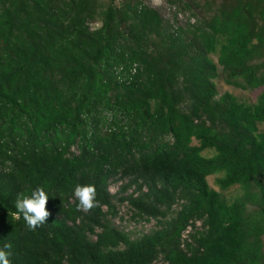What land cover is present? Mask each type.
I'll return each mask as SVG.
<instances>
[{
  "label": "trees",
  "instance_id": "obj_1",
  "mask_svg": "<svg viewBox=\"0 0 264 264\" xmlns=\"http://www.w3.org/2000/svg\"><path fill=\"white\" fill-rule=\"evenodd\" d=\"M165 4L0 0L10 264H264V0ZM218 77L255 102L219 94ZM212 175L240 193L224 199ZM77 183L94 184L92 209ZM38 186L49 216L29 230L14 201ZM122 205L155 227L118 229Z\"/></svg>",
  "mask_w": 264,
  "mask_h": 264
},
{
  "label": "clouds",
  "instance_id": "obj_2",
  "mask_svg": "<svg viewBox=\"0 0 264 264\" xmlns=\"http://www.w3.org/2000/svg\"><path fill=\"white\" fill-rule=\"evenodd\" d=\"M110 191V190H109ZM73 196L78 202L77 207L87 211L96 206L97 191L94 184L77 183L73 188ZM49 194L42 187H36L30 193L21 192L14 201V208L17 218L21 216L26 222L29 230H35L44 224L49 212L46 209V203ZM12 245L10 242H3L0 246V264H10Z\"/></svg>",
  "mask_w": 264,
  "mask_h": 264
},
{
  "label": "rangeland",
  "instance_id": "obj_3",
  "mask_svg": "<svg viewBox=\"0 0 264 264\" xmlns=\"http://www.w3.org/2000/svg\"><path fill=\"white\" fill-rule=\"evenodd\" d=\"M144 3L153 6L157 8L159 11L163 12L166 16H168V10L166 8L165 0H143ZM211 58L216 61V56L212 55ZM216 86L218 89L219 94H222L223 92H230L233 95H235L239 100L247 102V103H253L256 100V97L259 93V90H240L238 88L226 85L220 77L215 79ZM259 129L264 130V124H259ZM195 142V141H194ZM204 155H210L211 153L208 151L203 152ZM215 175L208 176L207 180L209 183V186L216 191H219L224 199L230 200L236 195L240 193V190L237 186H231L227 190H220L215 183ZM119 183H110L109 190L111 193H115L117 191ZM131 214V211L127 209L125 205H122L119 208V216H122V219L116 218L113 220L114 225L118 229L126 230V231H133L135 235L139 233H146L150 229L155 227V220L149 219H138L137 221L132 220L129 218ZM200 222H197L196 225H199ZM186 232L184 233V235ZM154 264H163L161 261H157Z\"/></svg>",
  "mask_w": 264,
  "mask_h": 264
}]
</instances>
